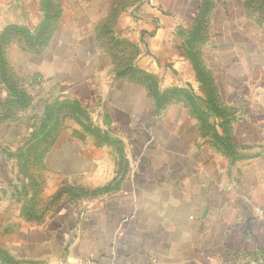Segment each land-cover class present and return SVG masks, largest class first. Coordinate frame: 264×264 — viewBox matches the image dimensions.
Wrapping results in <instances>:
<instances>
[{
	"label": "crops",
	"instance_id": "0c3cea01",
	"mask_svg": "<svg viewBox=\"0 0 264 264\" xmlns=\"http://www.w3.org/2000/svg\"><path fill=\"white\" fill-rule=\"evenodd\" d=\"M117 2L0 0V40L55 23L37 49L8 32L4 60L29 92L53 87L59 101L95 107L97 128L127 135L128 153L132 135L149 140L133 162L124 158L120 186L118 159L100 183L99 159L82 156L83 130L70 125L79 152L56 154L70 133L63 129L33 151L30 177L20 179L16 141L20 129L34 128L9 115L0 123V258L6 247L9 264H264L263 8L250 0L121 1L115 37L138 48L135 66L155 78L157 99L146 84L117 77L100 45ZM10 98L0 80V107ZM132 166L141 167L137 177ZM65 186L112 190L106 201L63 194L51 205Z\"/></svg>",
	"mask_w": 264,
	"mask_h": 264
},
{
	"label": "rangeland",
	"instance_id": "374dc122",
	"mask_svg": "<svg viewBox=\"0 0 264 264\" xmlns=\"http://www.w3.org/2000/svg\"><path fill=\"white\" fill-rule=\"evenodd\" d=\"M250 3L252 4L253 7H255L256 9H260L262 10V12H264V0H250ZM48 25L54 26L55 23H51L50 21L47 22ZM48 32V31H47ZM42 34V33H41ZM22 36L24 38V33H22ZM9 40V39H7ZM127 45H133L130 42L127 41H122ZM5 41L4 44H6ZM43 42H45V35L44 33L42 35L38 33L35 34V36L33 37V40H27L26 38L23 39V44L24 45H28L29 49H37L39 47L42 46ZM104 46V47H103ZM102 47L104 48L105 52L106 50V45H103ZM106 57L108 59H110L111 64L113 65V61L110 57V55L108 54V52H106ZM100 62L97 63V65H99ZM114 66V65H113ZM22 70H20V74H21ZM113 72H115V70L113 69ZM109 73V70L107 71V69L105 71H100L99 75L102 77H105L106 74ZM6 77L7 79H5L6 81H4L9 87H12L15 91V93L17 95H22L21 100L19 99V103H13L11 105H7L5 107H0V123L3 122V120H5L9 115H11V118L13 117H17L20 115V117L18 118V120L20 122L22 121H26V125L28 126H32L34 128L33 131H29V134L26 135V128L25 129H20L19 131V138L21 135H24V138L21 141H16L19 143L17 150L14 153V157L17 159V161L19 162L17 165L18 168V174L20 175V179H22L24 176H29V173H31V168L30 166H27V156L30 153V151L32 149L37 150L38 152L41 151L42 149V145L40 147H37V149L35 148L37 145H39L40 140H37L34 138L36 132L39 131V127L42 125V123H47L48 128H53V126L56 124L58 125L60 123L59 120H63L62 122V126H61V130L63 129H68L70 130V133L67 132L66 134L63 133V137L64 140L63 142H60L57 145V153H60V157L65 158L66 156L69 157L70 152L73 154V152H79L78 151V140H75V138H80L81 135L79 133H75L74 130L72 128H70V125H74L77 124L78 126L81 127V129L83 130V141L86 143L83 145V155L86 158H90L91 156L94 158H98L99 159V177L101 178L99 180L100 183L103 182V179L107 176V174L109 173L108 170H110L111 166H107L106 163H109L108 161H111L112 159H118L119 161V165H118V177H116V185L120 186L121 183V179L120 176L123 172H127L128 171V167L124 164V158L128 157L131 162H133L135 160V158L137 156H140L139 154V148H140V144H142V142H147L149 141L147 138L148 136L146 134H143L141 136V140L139 139V135H136L134 138L135 140L132 139L131 137V142H130V151L129 153L124 149H123V144H125L123 142V140L121 138L125 139L126 143H129V141H127V135H117V138L114 139L112 134H108L107 131L105 129H99L96 126V123L98 124V121L100 123L101 119L96 118V115L93 116L92 118V113L93 110L95 111V107L92 108L90 104H82L80 102H74V101H59L58 99H56V93L57 89L53 88V87H44V88H37L32 92H29L28 88L26 89V79L22 76H16L15 74H13V72H11L10 69H8L6 71ZM38 79V78H36ZM35 79V80H36ZM25 83V85H24ZM105 87V86H104ZM106 88V87H105ZM49 110L50 114H55L57 115V117H55V119L53 118H46V115H48L46 112ZM68 117H67V116ZM71 115H73L74 117L72 118ZM59 116V117H58ZM24 117V118H22ZM28 117V118H27ZM78 118L79 121H82V123L80 124L79 122L76 121V119L74 118ZM95 120V121H93ZM23 123V122H22ZM25 124V123H24ZM67 126V127H66ZM65 127V128H64ZM86 127H88L89 129L87 130ZM29 128V127H28ZM93 129H97L99 130L98 133H91ZM30 130V129H29ZM91 131V132H90ZM35 132V133H34ZM60 133V132H59ZM58 133V135H59ZM111 133V132H110ZM57 135V137H58ZM60 136V135H59ZM92 138H91V137ZM62 137V138H63ZM108 137V138H107ZM74 138V139H73ZM17 139V138H16ZM96 140L97 143H100L102 145H104L106 147V149L102 150V152H98V151H94V148H92V144H91V140ZM129 140V139H128ZM138 140H140V142H138ZM15 141V140H14ZM55 140H51V143H54ZM76 143V144H75ZM126 146V145H125ZM133 147V149H132ZM29 152V153H28ZM127 153V154H126ZM55 154V155H56ZM55 155L52 157L53 158H59L58 155L57 157H55ZM75 154H73L70 157H74ZM38 157V155L36 156ZM52 163H57V161H53ZM54 168V167H52ZM141 167L140 166H132V170H134V174L135 177H137V173H139V169ZM88 169V168H87ZM137 171V172H136ZM40 169L38 168L37 171L33 172L35 174L39 173ZM53 173L54 172L52 171ZM21 181V180H20ZM134 181V180H133ZM24 183L22 182L21 185H23ZM30 185V184H29ZM132 186L133 189H135L136 187V183L135 181L132 182ZM22 187V186H21ZM62 189H65V191H67V195H69L68 198L70 201H76V200H83V201H92V200H100V201H106L108 198V195H110L109 193H111L112 188L107 191H98V192H90L89 190H86L84 188H80L78 186H65L62 187ZM103 189V188H102ZM105 189V188H104ZM117 187H115V192ZM64 191V192H65ZM109 191V192H108ZM64 200V198L61 199V197H58L57 199H53L51 205H53L56 202L62 201ZM82 201V202H83ZM2 205L3 207H6L9 203V199H3L2 200ZM27 203V201H26ZM73 206H64L62 209H74L71 208ZM3 209H1L2 212ZM3 251V255L0 258V264H5L6 260L5 257L9 258V250L6 249V247H4ZM8 253V254H7ZM3 260V262H2Z\"/></svg>",
	"mask_w": 264,
	"mask_h": 264
},
{
	"label": "trees",
	"instance_id": "16d2710c",
	"mask_svg": "<svg viewBox=\"0 0 264 264\" xmlns=\"http://www.w3.org/2000/svg\"><path fill=\"white\" fill-rule=\"evenodd\" d=\"M121 1H123V0H118L116 6L112 10L110 17L108 18V20H106L101 25V27L99 28L98 38L100 40V45H101V47L103 45H106L105 46L106 50H107L106 52H108V54L110 55V57L113 61L115 74L117 75V77H119V78L127 77L132 81L136 80V81H139L143 84H146L148 89H150V91L152 92L153 96L157 98L158 92L156 89L157 88L156 87L157 82H156L155 78L141 72L135 66V59H136L137 55L139 54L138 48L135 45H132V46L127 45L115 37V31L114 30H115L116 20L119 16L121 10L123 8H126L125 6H123L121 4ZM50 29H51V25H48L47 21H46L43 24L42 29L40 30L39 34L42 35L44 33V35H45V33H47V31H49ZM9 31L12 34L14 33L13 31H15L18 35L20 34V36H22V33H24V35H25L24 38H26L27 40H31V41L33 40V37H30V36L27 37L26 33L23 32L20 28L19 29H12ZM7 33L0 40V80L3 82L6 81L5 79H7L6 71L8 70L6 62H5L4 57H3V46L5 45L4 44L5 41H9L7 39H10V36H11V33H8V34ZM20 38H21V40L24 39L23 37H20ZM5 85H6L7 89L10 91V97L11 98L9 100H7L1 107H5V106L11 105L13 103H19L18 101H19V99L21 100L22 95L21 96L17 95L14 92L15 90L12 87H9L6 83H5ZM211 105L214 106V103L211 102ZM47 110H48L46 112L48 114V115H46L47 119L49 117L53 118V119H55V117H57V115H55V114H50V111H52V110H49V109H47ZM71 117L73 118L74 116L71 115ZM74 119H76L77 122L82 123V121H79V119L77 117ZM59 121H60V123L58 125L56 124V126L54 125L52 129L48 128L47 123L46 124L42 123V125L39 127V131L36 132V134L34 136L35 139L40 140V142H39L40 144L35 147L36 149H37V147H40L41 145H42V147H44V146L53 144V142L51 143V140H55L58 133L61 131V126H62L61 124H62L63 120L62 121L59 120ZM86 129L88 130L89 128L86 127ZM98 131L99 130H97V129H93L92 132L91 131L90 132L91 133H93V132L98 133ZM37 150H39V149H37ZM37 150L32 149L30 151V153L28 152L29 154H28L26 159H28L32 155L33 151L38 152ZM107 190H109V187H106L105 189H99L97 191H93V193L98 192V191H107ZM64 191H65V189H60V191L58 192V194L56 195V197L54 199H57L58 197H61L63 194L67 193V191H65V192ZM30 202H32V201H30ZM5 258H6V260H9V261H6L5 263H7V264L11 263L10 256H9V258H7V257H5Z\"/></svg>",
	"mask_w": 264,
	"mask_h": 264
},
{
	"label": "built area",
	"instance_id": "2783aa9c",
	"mask_svg": "<svg viewBox=\"0 0 264 264\" xmlns=\"http://www.w3.org/2000/svg\"><path fill=\"white\" fill-rule=\"evenodd\" d=\"M84 264H98L97 262L93 261V260H90V261H87L86 263Z\"/></svg>",
	"mask_w": 264,
	"mask_h": 264
}]
</instances>
